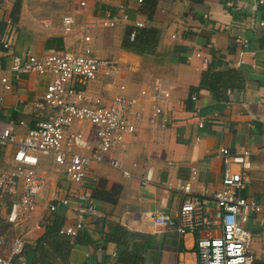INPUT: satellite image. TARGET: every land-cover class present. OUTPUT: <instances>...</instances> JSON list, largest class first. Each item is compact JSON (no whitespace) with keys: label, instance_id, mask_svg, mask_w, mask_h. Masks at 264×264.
<instances>
[{"label":"crops","instance_id":"crops-1","mask_svg":"<svg viewBox=\"0 0 264 264\" xmlns=\"http://www.w3.org/2000/svg\"><path fill=\"white\" fill-rule=\"evenodd\" d=\"M36 1L0 0V40L11 44L9 52H0V69L5 76H9L13 55L39 57L46 48L68 52L88 49L93 56L115 62L120 82L127 87L126 95L138 96L154 82H161L170 92V123L166 128L143 121L135 134L125 139L121 169L106 164L89 168L81 195L91 201L94 214L84 215L82 232L91 241L73 246L64 263V254L58 255L57 264H132L134 256L139 264H194L196 241L206 234L179 235L159 229L151 216L157 211L176 214L184 195L169 185L174 187L178 181L189 182L192 195L207 200L206 207L212 212L210 194L220 188L222 180L220 148L231 154L250 152L251 169L244 172L249 184L241 196L256 202L261 210L244 227L252 238L249 250L253 264H264V225L260 223L264 218V27L260 26L264 0L263 4L259 0H84V7L79 5L83 0H67L71 5L59 9L65 13L57 27L43 19L51 22L47 29L37 24ZM67 16L77 21L70 35L61 30V21ZM89 17L116 18V26L90 30V40L85 43L79 29ZM137 23L142 27L137 28ZM131 32L140 41L155 32L154 53L126 51L123 41L132 42ZM118 82L107 84L99 78L89 90L108 102L118 93ZM10 83V92L0 86V125L11 126L22 138L49 116L33 108L43 96L46 79L30 75L12 77ZM193 95L196 101L191 100ZM199 115L207 117L202 128L197 127ZM13 154L12 148H0V170L12 167ZM39 160L44 187L32 215L12 225L7 221L10 200L0 199V236L6 239L0 254H8L15 238L23 242L15 264H26V251L29 264H39L31 252L56 216L61 217L62 226L75 220L74 204L59 206L56 214L47 212L51 195H68L73 186L56 171L50 158ZM233 170L239 169L234 166ZM122 171L131 177H124ZM148 172L151 181L142 183ZM119 257L124 262H119Z\"/></svg>","mask_w":264,"mask_h":264},{"label":"built area","instance_id":"built-area-1","mask_svg":"<svg viewBox=\"0 0 264 264\" xmlns=\"http://www.w3.org/2000/svg\"><path fill=\"white\" fill-rule=\"evenodd\" d=\"M258 3L263 4V0ZM79 5L84 7L86 3L83 0ZM76 23L73 17H64L61 21L63 34H72ZM41 25L46 29L50 27L47 20L41 21ZM115 26L116 18L89 17L79 30L86 43L90 40V30L112 29ZM135 26L140 28L142 24ZM260 26L264 27V21L260 22ZM134 39L135 33L131 32L129 40ZM10 50L11 44L0 40V52ZM196 56L200 57V53ZM8 74L10 77L0 69V86L4 92H10L12 77L35 75L46 79L43 96L33 104V108L38 113L47 112L49 116L37 122L22 138L11 126L0 125V148L14 150L12 167L7 171L0 170V199L8 198L11 203L7 221L18 225L35 211L44 187V173L38 170L39 158H50L56 171L61 172L73 188L68 195L59 192L51 195L46 209L49 214H55L59 206L68 208L75 205L74 222L63 225L58 231L59 236L73 239L85 228L84 215L94 214L91 201L81 195L89 168L106 164L121 169L125 139L133 136L143 121L150 126L166 128L170 123L167 112L171 110L168 107L170 92L161 82H154L150 90L142 89L138 96L126 95L127 87L120 82L115 62L93 56L88 49L68 52L46 48L39 57L30 53L13 55ZM99 78L107 84L119 80L118 93L108 102L89 90V86ZM196 99L195 95L191 96L192 101ZM147 110H150L149 114ZM206 120L207 117L199 115L197 127L202 128ZM76 125L79 127L74 130ZM219 155L223 162L222 180L220 188L210 194L214 205L212 212L206 207L207 200L192 195L189 182L178 181L174 187L169 185V188L184 195L176 214L157 211L152 214L151 220L155 227L174 230L179 235L193 232L206 234L196 241L194 264H253L249 250L252 238L244 226L252 215L260 212L261 207L241 196L249 184L244 172L251 169L250 152L243 150L231 154L227 148H220ZM234 166L239 169L237 172L233 170ZM122 174L126 178L131 177L129 172L122 171ZM140 181L150 182V172ZM260 223L264 225V218L260 219ZM213 230L219 233L212 235ZM5 240L0 236V251ZM11 245L8 254H0V264H15L14 257L21 255V238H15Z\"/></svg>","mask_w":264,"mask_h":264},{"label":"trees","instance_id":"trees-1","mask_svg":"<svg viewBox=\"0 0 264 264\" xmlns=\"http://www.w3.org/2000/svg\"><path fill=\"white\" fill-rule=\"evenodd\" d=\"M152 35H149V38L146 41L138 40V36L136 34L135 39L132 42H124L123 48L126 51L143 54V53H154L156 41L154 34L155 32H151ZM141 37V35L139 36ZM145 47H149L150 49H144ZM56 214V213H55ZM62 227V220L60 216H56L53 221V225L45 228L44 235L35 243L33 248V255L35 254L37 261L39 264H57L55 258L64 254L63 263L66 261V256L71 251L72 247L75 245H87L90 243V239L87 234L82 231L78 232L77 235L73 238L61 237L58 234L59 229ZM119 231L118 227H116V232ZM31 251V250H30ZM126 252V251H125ZM28 251L24 252L26 258V264H29V260L27 258ZM128 253V252H127ZM128 255H133L129 253ZM20 256V255H19ZM62 258V257H61ZM119 262H124L122 258H118ZM134 261L132 264H139V260L134 256ZM34 264V262H33Z\"/></svg>","mask_w":264,"mask_h":264},{"label":"rangeland","instance_id":"rangeland-1","mask_svg":"<svg viewBox=\"0 0 264 264\" xmlns=\"http://www.w3.org/2000/svg\"><path fill=\"white\" fill-rule=\"evenodd\" d=\"M30 3H32L31 0H30ZM30 3H29V6H30ZM36 4L39 10V15H38V20H37V24L39 27H42L41 21H43V19H49L50 21H52L53 25L57 27L60 23L62 15H64L65 13L62 11L58 12L59 9L65 8L66 6L71 5L69 2H67V0H37ZM46 11H51L52 13L56 15L53 17H49V13H46Z\"/></svg>","mask_w":264,"mask_h":264}]
</instances>
